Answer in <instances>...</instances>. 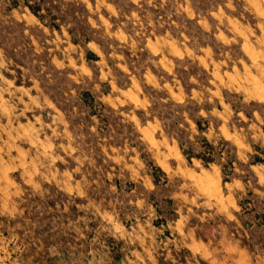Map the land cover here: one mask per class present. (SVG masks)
Wrapping results in <instances>:
<instances>
[{"label":"rangeland","instance_id":"rangeland-1","mask_svg":"<svg viewBox=\"0 0 264 264\" xmlns=\"http://www.w3.org/2000/svg\"><path fill=\"white\" fill-rule=\"evenodd\" d=\"M260 150L264 0H0V264H264Z\"/></svg>","mask_w":264,"mask_h":264},{"label":"trees","instance_id":"trees-1","mask_svg":"<svg viewBox=\"0 0 264 264\" xmlns=\"http://www.w3.org/2000/svg\"><path fill=\"white\" fill-rule=\"evenodd\" d=\"M33 13L38 15V12H36L33 8H31ZM176 106L180 107V104H177ZM195 111V110H194ZM178 113V114H177ZM195 113H198L195 111ZM191 117H193V121L196 125L197 131L202 134L205 131V128H203L201 121L203 120L200 118V120H197L194 118L193 114H190ZM160 120H166L170 124V128H167V132L171 135H174L177 140L179 141L180 149L183 153V155L192 162L193 159H196L200 161L203 165L209 166L210 164H214L218 162V154H217V147L209 142L207 139L204 138L202 140V143H198L197 141H185L182 142L181 139L186 136L185 132L180 129L181 124H183V117L179 116V111L174 109L173 111L169 110L165 112L164 114H160L159 116ZM185 138V137H184ZM185 143H188L189 145L186 146ZM223 145L227 144V142L222 141ZM261 154H257L252 156V162L251 164H264V151L260 150Z\"/></svg>","mask_w":264,"mask_h":264},{"label":"bare ground","instance_id":"bare-ground-1","mask_svg":"<svg viewBox=\"0 0 264 264\" xmlns=\"http://www.w3.org/2000/svg\"><path fill=\"white\" fill-rule=\"evenodd\" d=\"M210 185V184H209ZM205 186V185H204ZM215 188V187H214ZM215 189H217V188H215ZM211 190V189H210ZM210 190H209V192H210ZM212 190H214V189H212Z\"/></svg>","mask_w":264,"mask_h":264}]
</instances>
